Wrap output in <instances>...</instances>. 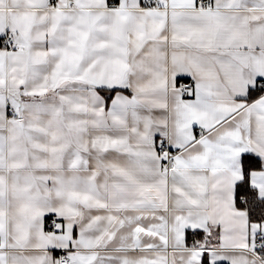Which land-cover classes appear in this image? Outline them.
I'll use <instances>...</instances> for the list:
<instances>
[{
    "label": "snow or ice",
    "instance_id": "1",
    "mask_svg": "<svg viewBox=\"0 0 264 264\" xmlns=\"http://www.w3.org/2000/svg\"><path fill=\"white\" fill-rule=\"evenodd\" d=\"M0 264H264V0H0Z\"/></svg>",
    "mask_w": 264,
    "mask_h": 264
}]
</instances>
